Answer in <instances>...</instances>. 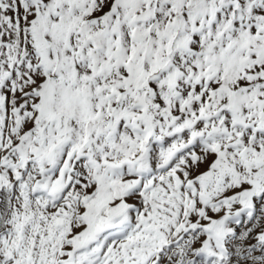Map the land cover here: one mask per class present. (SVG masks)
Instances as JSON below:
<instances>
[{
	"label": "snow or ice",
	"instance_id": "obj_1",
	"mask_svg": "<svg viewBox=\"0 0 264 264\" xmlns=\"http://www.w3.org/2000/svg\"><path fill=\"white\" fill-rule=\"evenodd\" d=\"M0 264H264V0H0Z\"/></svg>",
	"mask_w": 264,
	"mask_h": 264
}]
</instances>
